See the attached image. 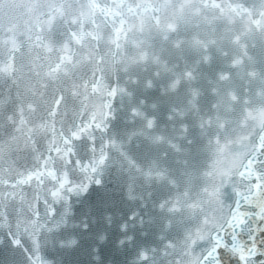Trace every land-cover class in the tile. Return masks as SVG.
Returning <instances> with one entry per match:
<instances>
[{"label":"snow or ice","instance_id":"6c2138e0","mask_svg":"<svg viewBox=\"0 0 264 264\" xmlns=\"http://www.w3.org/2000/svg\"><path fill=\"white\" fill-rule=\"evenodd\" d=\"M0 264H264V0H0Z\"/></svg>","mask_w":264,"mask_h":264}]
</instances>
